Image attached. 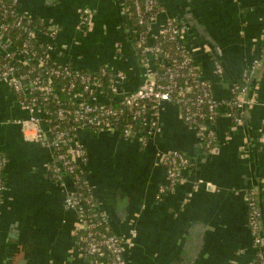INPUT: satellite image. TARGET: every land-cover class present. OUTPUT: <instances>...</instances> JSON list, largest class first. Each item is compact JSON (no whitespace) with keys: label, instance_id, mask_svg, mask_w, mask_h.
I'll use <instances>...</instances> for the list:
<instances>
[{"label":"crops","instance_id":"1","mask_svg":"<svg viewBox=\"0 0 264 264\" xmlns=\"http://www.w3.org/2000/svg\"><path fill=\"white\" fill-rule=\"evenodd\" d=\"M20 11L60 29L52 43L61 64L97 71L122 70L132 91L143 66L126 0H17ZM159 22L169 17L198 22L186 41L195 64L225 104L232 85L255 67L248 123L235 124L228 107L212 125L215 144L203 146L199 128L182 119L178 107L164 103L159 126L142 147L111 130H81L87 151V180L112 229L125 239L126 264H251L255 258L248 226L247 195L258 190L264 229V0H159ZM93 16L80 23L78 10ZM86 26V28H84ZM111 43L105 60L84 61L77 46ZM222 51L224 74L216 71L210 46ZM10 86L0 79V152L7 158L6 189L0 205V264H88L78 248L77 214L65 199L74 185L50 176L52 153L26 141L16 120L27 118ZM182 151L194 160L186 181L160 195L168 184L160 155ZM203 182L200 183L199 181Z\"/></svg>","mask_w":264,"mask_h":264},{"label":"built area","instance_id":"2","mask_svg":"<svg viewBox=\"0 0 264 264\" xmlns=\"http://www.w3.org/2000/svg\"><path fill=\"white\" fill-rule=\"evenodd\" d=\"M128 1L126 11L134 19L132 30L143 66V79L132 91L127 90V75L122 70L101 67L93 71L55 61L51 55L54 45L42 38L53 39L59 27H45L41 21L42 31L25 27L33 17L20 11L17 0H0V79L10 86L20 108L28 113L27 118L15 121L24 139L51 151V178L61 186L66 179L73 182L74 189L67 194L65 205L77 214V245L88 264H126V242L113 231L108 214L101 209L87 180V151L78 138L81 130L115 131L125 139L136 138L144 147L149 133L159 126L160 107L172 103L185 123L203 131V146L211 149L215 140L212 125L220 107L226 104L233 123L243 124V116L253 102L250 90L255 67L243 71V85L234 82L231 98L220 103L211 82L194 62L186 41V22L169 17L160 23L159 0ZM78 13L81 24H87L93 16L89 8H81ZM7 17L13 21H5ZM13 27H21V33L26 35L19 46H12L9 33ZM171 42L178 43L179 57L167 45ZM217 53L222 56L220 49ZM215 66L217 73L223 75V64L215 60ZM234 105L237 114L231 111ZM142 130L146 131L145 136ZM6 163V156L0 152V205L6 189ZM160 164L168 184L160 188L159 197L186 181L185 171L194 166V160L182 151L172 150L161 153ZM258 196L256 189L247 195V221L255 249L251 264H264V229Z\"/></svg>","mask_w":264,"mask_h":264},{"label":"trees","instance_id":"3","mask_svg":"<svg viewBox=\"0 0 264 264\" xmlns=\"http://www.w3.org/2000/svg\"><path fill=\"white\" fill-rule=\"evenodd\" d=\"M5 2H11L12 0H4ZM126 2L130 3L128 0H126ZM131 5V4H130ZM128 13V11H127ZM5 21H13V18L12 17H7V19ZM25 26V25H24ZM25 27H31V28H34V27H37V29H39L40 31L43 30V26H41L39 24V20L36 19V18H33L30 22L29 25L25 26ZM21 27H13L10 29V36L13 38V45L12 46H19L22 44V41L26 38V35L22 34L21 33ZM170 48H171V51L173 53L176 54L177 57L180 56L179 52H178V43L176 42H171V43H168L167 44ZM210 46V45H209ZM261 47L263 48L264 50V39H262V43H261ZM210 48V53L212 54V56L214 57V59L216 61H220L221 63H223L222 61V56L218 55L217 51H216V48H213V47H209ZM224 65V64H223ZM237 84L239 85H243V82L241 81V77L237 80ZM227 107V106H226ZM231 111L233 114H237V109L235 108V105L233 107H231ZM220 115V113H218V116ZM243 120H244V123H248V120L246 119V114L243 116ZM146 131L145 130H142V135H146ZM205 142V141H204ZM213 145L215 144V140L213 141L212 143ZM85 172L87 174V169H85ZM5 174V173H4ZM85 194H86V191L84 190L83 191ZM260 196V194H259ZM258 196V197H259ZM259 205H260V201H259ZM79 237V236H78Z\"/></svg>","mask_w":264,"mask_h":264},{"label":"rangeland","instance_id":"4","mask_svg":"<svg viewBox=\"0 0 264 264\" xmlns=\"http://www.w3.org/2000/svg\"><path fill=\"white\" fill-rule=\"evenodd\" d=\"M86 28V26L84 27ZM78 53L83 57L84 61H97L105 60L106 56L109 54L111 50H113L111 43H102L99 42L97 44L93 43H85V39L79 43V46H77Z\"/></svg>","mask_w":264,"mask_h":264},{"label":"water","instance_id":"5","mask_svg":"<svg viewBox=\"0 0 264 264\" xmlns=\"http://www.w3.org/2000/svg\"><path fill=\"white\" fill-rule=\"evenodd\" d=\"M186 22V25L189 27V26H195L196 25V29L199 31V32H203V27L201 26V24H199L198 22H191L189 23L188 20H185Z\"/></svg>","mask_w":264,"mask_h":264}]
</instances>
